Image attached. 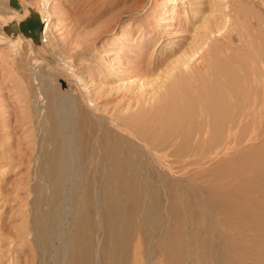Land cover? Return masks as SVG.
<instances>
[{
    "label": "bare ground",
    "instance_id": "bare-ground-1",
    "mask_svg": "<svg viewBox=\"0 0 264 264\" xmlns=\"http://www.w3.org/2000/svg\"><path fill=\"white\" fill-rule=\"evenodd\" d=\"M40 1L42 7L34 10L43 23L38 39L28 33L0 34V46L19 76L16 91L31 112V117L24 116V130H32L35 140L33 147L11 140L13 145L3 150L5 157L1 149L0 183H6L5 176L19 164L34 163L29 179L23 177L28 187L20 185L16 191L18 197L31 194V236H19L33 245L32 264H126L125 238L131 236L134 222L143 223L150 234L149 260L158 245L178 261L177 200L181 190L210 181V142L239 141L249 134V124L264 123L263 43L258 45L261 51L256 36L255 44L244 28L246 33L238 31L244 38L238 44L232 33L240 28L230 26L233 16L223 15L214 27L212 17L207 18L210 22L200 19L201 9H193L186 22L190 34L169 50L140 59L139 81L121 83L117 95L109 89L111 96L101 104L99 94L89 89L92 74L88 81L71 72L54 78L38 61L35 46L48 43L50 28L48 0ZM171 1L156 8L166 12ZM227 2L222 0V11ZM3 3L0 0V9H5L0 10V22L5 27L19 22V14L31 15L32 6L21 1L19 9ZM47 50L54 54L51 46ZM114 74L96 75L100 87L114 82ZM64 78L72 85L62 89L59 80Z\"/></svg>",
    "mask_w": 264,
    "mask_h": 264
},
{
    "label": "rangeland",
    "instance_id": "rangeland-1",
    "mask_svg": "<svg viewBox=\"0 0 264 264\" xmlns=\"http://www.w3.org/2000/svg\"><path fill=\"white\" fill-rule=\"evenodd\" d=\"M1 1L7 2L3 6H14L15 9L21 8L19 1L23 6H32L33 10L42 7L40 0H12L13 5L9 4L10 0ZM220 1L172 0L169 4L171 9L162 12L156 7L167 4L168 0H48L50 28L46 38L54 54L49 53L47 44L37 43L35 55L54 78L57 75L59 78L69 77L75 73L88 81L91 78L89 74H92L96 79L93 77V82H89V89L99 94L103 104V99L109 94L111 96V90L112 94H119L118 91L123 88L119 87L121 83L135 84L139 81L137 65L140 59L145 56L149 58L150 52L169 50L171 45L174 46L190 34L186 22L193 14V9H201L197 13L200 19L212 17L209 19H213L214 27L223 21V15L233 16L230 17L233 18L231 27L241 29L244 26L232 33L236 42L241 44L244 39L239 38L238 31H247L245 33L250 34L253 40L254 36H259L255 37L258 39L257 47L261 50L263 43L264 49V0H230L225 4H229L226 11H222ZM210 5L214 9L211 10ZM0 10L5 12V9ZM28 14H19L15 19H28ZM0 24V34L15 36L23 33L22 36L27 37V33L21 30L9 33L7 26L11 23L6 27ZM1 46L0 142L3 140L7 144H0V153L2 149L4 156L0 155L5 157L7 154L4 151L13 145V142L9 143L11 140L19 139L22 145L32 144L31 147L35 146V140L32 130H24L23 124L27 122L24 116L31 117V112L27 100L15 88V82L19 79L16 66ZM23 48L26 51V42ZM111 72L116 73L113 77L115 81L106 82L101 88L97 77ZM69 85L72 84L66 78L59 80L62 89ZM104 89H108V94H104ZM260 109H264V106ZM247 127L249 134L239 141L210 142V181L204 187L180 191L177 200L178 238L181 242V249L176 254L178 261H173L171 254L162 252L158 245L149 260L150 234L144 231L143 223L134 222L131 236L125 238L129 242V248L122 255L126 264H264V123L256 122ZM28 134H31L30 140L25 138ZM16 146L13 150L18 151ZM228 146L234 149L228 151ZM31 152L35 155V149H31ZM32 166L34 163L19 164L15 172L5 176L6 183L9 182L11 186L0 183V264H32L35 256L32 243L19 236L27 232L31 236V194L25 193L20 197L16 194L20 185L22 189L28 187L22 181H25L24 176L29 179ZM25 167L29 168L28 171ZM18 180L20 183H17ZM4 195L6 199L2 197ZM164 210L166 208L163 207Z\"/></svg>",
    "mask_w": 264,
    "mask_h": 264
},
{
    "label": "water",
    "instance_id": "water-1",
    "mask_svg": "<svg viewBox=\"0 0 264 264\" xmlns=\"http://www.w3.org/2000/svg\"><path fill=\"white\" fill-rule=\"evenodd\" d=\"M7 31L10 33L12 30H21L28 33L32 38L38 39L40 37L41 30L43 28V23L40 20L38 13L31 9V15L28 19L22 20L19 24L12 22L7 26Z\"/></svg>",
    "mask_w": 264,
    "mask_h": 264
}]
</instances>
